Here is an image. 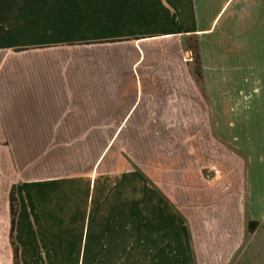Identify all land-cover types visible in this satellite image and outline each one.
<instances>
[{
	"label": "crops",
	"instance_id": "obj_1",
	"mask_svg": "<svg viewBox=\"0 0 264 264\" xmlns=\"http://www.w3.org/2000/svg\"><path fill=\"white\" fill-rule=\"evenodd\" d=\"M261 246L264 0H0V264Z\"/></svg>",
	"mask_w": 264,
	"mask_h": 264
},
{
	"label": "trees",
	"instance_id": "obj_2",
	"mask_svg": "<svg viewBox=\"0 0 264 264\" xmlns=\"http://www.w3.org/2000/svg\"><path fill=\"white\" fill-rule=\"evenodd\" d=\"M190 50L193 52V55H194L192 74L196 80V83L198 84V86H200L201 91H203V89L201 88L202 75H201L200 59H199V54L197 52L196 45L190 46ZM10 199H11L10 200V211H11L12 221H13L16 215V199L14 198L13 194L11 195ZM257 225H258L257 222H254V221L248 222L246 225L247 233H253L255 229L257 228Z\"/></svg>",
	"mask_w": 264,
	"mask_h": 264
},
{
	"label": "rangeland",
	"instance_id": "obj_3",
	"mask_svg": "<svg viewBox=\"0 0 264 264\" xmlns=\"http://www.w3.org/2000/svg\"><path fill=\"white\" fill-rule=\"evenodd\" d=\"M255 253L252 255V259L247 264H264V247L261 246L254 250Z\"/></svg>",
	"mask_w": 264,
	"mask_h": 264
},
{
	"label": "built area",
	"instance_id": "obj_4",
	"mask_svg": "<svg viewBox=\"0 0 264 264\" xmlns=\"http://www.w3.org/2000/svg\"><path fill=\"white\" fill-rule=\"evenodd\" d=\"M192 58H193V56H192V54L189 52L188 55H187V57L185 58V61H192Z\"/></svg>",
	"mask_w": 264,
	"mask_h": 264
}]
</instances>
